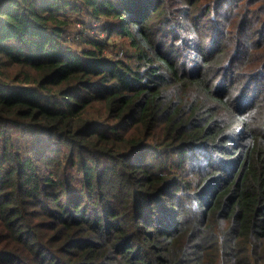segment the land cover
Masks as SVG:
<instances>
[{
  "label": "trees",
  "instance_id": "trees-1",
  "mask_svg": "<svg viewBox=\"0 0 264 264\" xmlns=\"http://www.w3.org/2000/svg\"><path fill=\"white\" fill-rule=\"evenodd\" d=\"M0 264H264V0H0Z\"/></svg>",
  "mask_w": 264,
  "mask_h": 264
},
{
  "label": "rangeland",
  "instance_id": "rangeland-1",
  "mask_svg": "<svg viewBox=\"0 0 264 264\" xmlns=\"http://www.w3.org/2000/svg\"><path fill=\"white\" fill-rule=\"evenodd\" d=\"M71 22L69 30L65 34L66 44L74 49L83 48L81 35L83 37L97 38L102 44H105L104 54L108 56L122 57V52L129 49L128 41L118 36H105L104 26L102 22L94 21L89 16L71 13L68 15Z\"/></svg>",
  "mask_w": 264,
  "mask_h": 264
},
{
  "label": "built area",
  "instance_id": "built-area-1",
  "mask_svg": "<svg viewBox=\"0 0 264 264\" xmlns=\"http://www.w3.org/2000/svg\"><path fill=\"white\" fill-rule=\"evenodd\" d=\"M94 21H97V20H94Z\"/></svg>",
  "mask_w": 264,
  "mask_h": 264
}]
</instances>
